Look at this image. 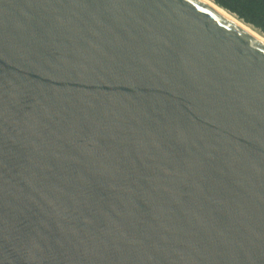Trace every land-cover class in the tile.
I'll return each mask as SVG.
<instances>
[{
  "label": "water",
  "instance_id": "water-1",
  "mask_svg": "<svg viewBox=\"0 0 264 264\" xmlns=\"http://www.w3.org/2000/svg\"><path fill=\"white\" fill-rule=\"evenodd\" d=\"M0 264H264V40L207 0H0Z\"/></svg>",
  "mask_w": 264,
  "mask_h": 264
},
{
  "label": "trees",
  "instance_id": "trees-1",
  "mask_svg": "<svg viewBox=\"0 0 264 264\" xmlns=\"http://www.w3.org/2000/svg\"><path fill=\"white\" fill-rule=\"evenodd\" d=\"M264 32V0H216Z\"/></svg>",
  "mask_w": 264,
  "mask_h": 264
},
{
  "label": "bare ground",
  "instance_id": "bare-ground-1",
  "mask_svg": "<svg viewBox=\"0 0 264 264\" xmlns=\"http://www.w3.org/2000/svg\"><path fill=\"white\" fill-rule=\"evenodd\" d=\"M207 1L210 4L214 5L216 8H218L220 11H222L223 13H225L227 16H229L230 18H232L233 20H235L237 23H239L240 25H242L243 27H245L246 29H248L250 32H252L256 36H258L259 38H261L262 40H264V33L259 28H256L253 25L245 22L244 20H242L241 18H239L236 14H234V13L228 11L227 9L223 8L222 6L216 4L213 0H207Z\"/></svg>",
  "mask_w": 264,
  "mask_h": 264
}]
</instances>
